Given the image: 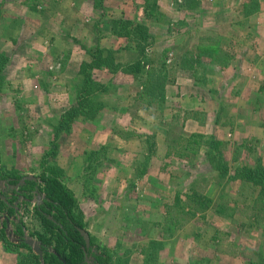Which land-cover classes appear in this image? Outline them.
I'll list each match as a JSON object with an SVG mask.
<instances>
[{
    "label": "rangeland",
    "instance_id": "374dc122",
    "mask_svg": "<svg viewBox=\"0 0 264 264\" xmlns=\"http://www.w3.org/2000/svg\"><path fill=\"white\" fill-rule=\"evenodd\" d=\"M200 1L198 11L186 13L182 0H159L166 20L145 21L155 38L148 53L167 51L168 86L183 80L182 89L166 91L164 110L151 106L145 111L146 104L135 101L140 88L130 76L94 70L98 91L89 100H102L106 108L96 119L76 117L66 124L55 141L56 158L47 162L44 155L53 150L49 142L58 120L78 104L82 63L90 61L99 42L115 50L126 46L128 39L110 38L109 20L126 19V8L134 14L144 1L105 0L101 9L93 0H0V53L8 58L2 71L0 137L18 135L11 138L14 145L19 140L31 152L22 167L28 171L19 173L36 177L46 170L79 196L83 192L94 199L98 217L86 228L96 249L112 255L114 264H264L261 189L229 179L243 166L264 167V93L257 95L262 85L254 79L248 90L240 89L250 79L241 69L243 60L253 61L251 69L260 65L264 78V0ZM246 4L252 7L245 10ZM210 46L221 50L220 62L226 63L203 59L196 74L207 84L197 85L194 72L181 68L180 60ZM116 58L128 63L133 56L121 51ZM256 96L260 106L247 108L244 102L255 103ZM188 102L195 109L186 107ZM188 120L199 128L187 126ZM228 120L231 126L216 128ZM98 134L109 135V143L100 144ZM150 137L156 151L146 161ZM211 139L222 145L228 177L205 161ZM2 151L0 170L10 172L16 151ZM34 151L43 153L37 157ZM92 151L98 157L90 160ZM201 196L210 206L195 204ZM176 197L181 204H175ZM42 198L15 202L16 215L6 228L11 243L19 245L16 230L22 222L25 237L40 244L34 234L42 227L34 212ZM219 205L234 207L235 216H219ZM80 209L77 215H83ZM0 243L13 264L28 253Z\"/></svg>",
    "mask_w": 264,
    "mask_h": 264
},
{
    "label": "trees",
    "instance_id": "16d2710c",
    "mask_svg": "<svg viewBox=\"0 0 264 264\" xmlns=\"http://www.w3.org/2000/svg\"><path fill=\"white\" fill-rule=\"evenodd\" d=\"M104 1L93 0V5L95 8L102 9ZM143 1L144 20L120 18L109 20L112 35L117 38L128 39V44L115 50L107 48L99 42L96 49L89 54L90 61L82 63L79 74L83 82L77 93L78 104L58 120L59 123L56 125L53 138L49 142L53 150L44 155L43 161L47 159L48 162L56 158L58 146L55 141L60 138L61 131L66 124L76 117L96 119L100 111L106 108L102 100H89V97L94 96L95 98V92L98 91L96 89L98 83L95 84L94 82L93 85L92 81L94 70L107 68L113 74L122 73L130 76L138 82L140 88L135 101L145 103V111H148L151 106L157 107L160 111L164 110L167 87L172 84L169 81V71L166 65L167 56L165 55L167 51L162 52L163 54L148 53V49L155 43V38L145 21L162 23L166 20V14L161 10L159 0ZM179 5L182 11L196 12L201 7V1L182 0ZM250 7L252 6L246 4L245 10ZM212 48L210 46L199 49L196 55L191 54L189 57H183L180 60L181 68L184 69L185 66H188V70L194 72V82L197 85L205 83L203 85L206 86L207 84L205 76L200 78L196 74L198 68L204 66L203 59H209L208 63L219 62L220 65L225 66V61L220 62L221 50L217 48V50L212 51ZM121 51H126L132 55L133 59L128 63H118L116 55ZM223 58L226 60L225 57ZM6 62H8V58L0 53V91L4 82L2 71ZM100 91L103 92L102 85ZM151 139L152 137L148 140L151 155L146 158V161L151 159L156 151V144L151 142ZM221 146L220 142L211 139L207 144L208 151L205 155V161L221 177H228V166ZM89 155L90 160L92 157H98L97 151H92ZM145 171H147L146 167L143 168V172ZM54 175L45 170L36 177L30 178L19 172H2L0 170V181L4 182L5 187L4 189L0 187V241L28 250V253L20 255L19 264H114L112 255L100 251L99 248L96 249L92 239H90V245L87 247L82 234V230L88 232L87 224L84 222L82 214H76L77 199L75 194L57 177V174ZM229 179L239 180L260 188V194L264 198V167L260 164L254 167L243 166L237 169L233 175H230ZM38 195L43 196V198L40 205L35 207L34 216L39 221L42 231L36 232L34 235L43 251L42 259L25 242L22 222L16 230V235L20 241L19 245L11 243L6 236V228L11 222V218L16 215L15 202L20 197L24 199V203L31 202ZM197 198L195 204L199 207L207 208L210 206L204 205L205 197ZM175 202L176 205L181 204L178 197H176ZM216 213L219 216L234 217L236 210L234 207L219 205Z\"/></svg>",
    "mask_w": 264,
    "mask_h": 264
},
{
    "label": "crops",
    "instance_id": "0c3cea01",
    "mask_svg": "<svg viewBox=\"0 0 264 264\" xmlns=\"http://www.w3.org/2000/svg\"><path fill=\"white\" fill-rule=\"evenodd\" d=\"M111 1V0H110ZM106 3H108V0H106ZM139 3V2H138ZM127 9V14H126V19H130V20H134V19H137V20H144V11H143V7L142 5H140L138 8H137V11L136 13L134 14H130L132 13L131 9L128 7L126 8ZM186 13H189V12H186ZM110 38L114 39V40H118L117 37H115L114 35H110ZM121 43H123V40H120ZM125 47V44L124 46ZM122 47V48H123ZM244 64L242 66L241 69H245V71L243 72L244 74L246 75H249L250 79L246 78L245 79V82L243 83V86L240 87V89L242 90V92L247 89L248 90V86L250 85L251 81L253 83V80L255 79V83L258 85V83H261L260 85H262L261 87H259L258 91H257V95H259L260 97H263V93H264V78H262L260 76V72L257 70V69H261V66L260 65H255L253 66V69H251V67H249L250 65L254 64L253 61H246V60H243ZM249 64V66H248ZM239 72L237 71V78L238 77V74ZM251 73V74H250ZM113 76V75H112ZM182 77V75L180 76ZM237 80V79H235ZM234 81H232L233 83ZM183 85V80L181 78H179L177 80V82L175 83V85H170L167 87V92L170 91V89L172 88H176V89H182V86ZM245 85V86H244ZM235 89V87L233 88ZM239 92H235L234 93V97H236V95L238 94ZM261 94V95H260ZM255 97V103H252V102H249L250 99L247 98V102H244V104L246 105L247 108H252V106H260L258 105L260 103V101H262L260 99V97ZM191 98H194V97H191ZM190 101V100H189ZM189 104L191 105H188L186 107H188L189 109H195L193 107V102H188ZM250 104L252 106H250ZM3 105V104H2ZM255 109H258L255 107ZM3 110L0 112V120L4 118L3 114H2ZM241 113H238V117L242 116L240 115ZM248 114V113H247ZM237 117V118H238ZM250 118V116H248ZM249 123V122H248ZM219 125H217L216 128H218V126L220 127H224L223 129L227 128V126H231V120H228L226 121L225 123H219ZM187 126L191 125L192 128H199V123L194 121V120H188L187 121ZM200 126H202V124H200ZM226 126V127H225ZM20 133V132H19ZM18 133V134H19ZM18 137V135H15L12 137L11 135H4L2 137H0V148L1 150L4 151V153L7 151L8 154L9 153H12L14 150L16 151V153L14 154V156L12 157V159L14 160L10 165H9V171L10 172H26L28 171L27 169H24L22 168L25 161L27 160V157L28 155L31 153L29 151L26 150V146L23 144V143H19L20 141L17 140V146L14 145L13 143V140ZM109 135L107 134H98L97 135V138L99 139V143L100 144H107L109 142L108 141V138ZM11 138H14V139H11ZM2 151V153H3ZM43 153V152H42ZM42 153H38L36 154V152L34 151V154H36L37 157H40L42 155ZM31 174V173H30ZM68 187V186H67ZM69 189H71V191H73L72 187H69ZM73 193L75 194V197L77 199V206H80L81 207V211L83 213V217H84V221L85 223L87 222H90V225L93 224V221L95 219H97V217L95 218V216L98 214L99 210H96L94 207L96 206L95 201L94 199L90 198L89 196L87 195H83V192H82V195H78V193H75V191H73ZM97 207V206H96ZM109 215V214H108ZM96 231L98 232V234H96V236H99L101 235V231L99 232L97 229ZM91 232V231H90ZM90 234V233H89ZM91 235V234H90ZM93 235H91L90 237L92 238ZM90 238V239H91ZM12 257L11 255H9L3 248V246L1 245L0 243V264H13L12 262Z\"/></svg>",
    "mask_w": 264,
    "mask_h": 264
},
{
    "label": "water",
    "instance_id": "95a60500",
    "mask_svg": "<svg viewBox=\"0 0 264 264\" xmlns=\"http://www.w3.org/2000/svg\"><path fill=\"white\" fill-rule=\"evenodd\" d=\"M30 178H33V176H29ZM0 187L1 189H4V182L0 181ZM82 234L84 235V238L86 240L87 247L90 245V235L88 232L82 230ZM25 242L30 246L33 247L34 252L40 256V258H43V251L41 250L40 244L37 245V243H34L31 239L24 237Z\"/></svg>",
    "mask_w": 264,
    "mask_h": 264
}]
</instances>
